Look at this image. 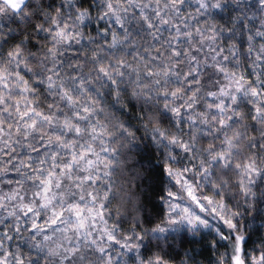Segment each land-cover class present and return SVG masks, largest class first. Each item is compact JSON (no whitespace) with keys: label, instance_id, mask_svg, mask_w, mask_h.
Returning <instances> with one entry per match:
<instances>
[{"label":"snow or ice","instance_id":"obj_1","mask_svg":"<svg viewBox=\"0 0 264 264\" xmlns=\"http://www.w3.org/2000/svg\"><path fill=\"white\" fill-rule=\"evenodd\" d=\"M0 185V264H264V0H0Z\"/></svg>","mask_w":264,"mask_h":264},{"label":"trees","instance_id":"obj_2","mask_svg":"<svg viewBox=\"0 0 264 264\" xmlns=\"http://www.w3.org/2000/svg\"><path fill=\"white\" fill-rule=\"evenodd\" d=\"M46 3L51 2V0H45ZM125 117H121V119H124ZM132 123L134 126L138 127L139 125L136 124L135 120H132ZM138 135H143V130L138 133ZM178 188L177 184H175L173 181L167 180V178H161L158 182H156L153 185L152 192L148 193L149 199L147 200V211H150L152 213H156L158 211H163V206L161 205V202L159 200V197L161 194H166L168 190H176ZM209 194V193H205ZM112 211H111V218L110 222L115 223L119 219L120 223V235L127 234L131 231L132 228V215L128 214L124 211V209L120 210V214L117 213V203L113 202L112 205H110ZM107 215V213H106ZM264 239V230H261L259 236L254 235L250 241H248V248L249 252H251V249L253 246H258L261 243V240ZM212 237L211 235L206 237L205 241V247L200 248L198 247V251L202 252V256L197 257V264H212L213 260L215 259L217 254H222L226 251V249H230V246L227 245L225 241H218V245L215 249H212L210 247ZM17 244H20V247L25 253L27 252L26 246L21 243L20 238L18 237V240H14L11 242V245L14 246V248L17 250ZM147 254V253H146Z\"/></svg>","mask_w":264,"mask_h":264},{"label":"rangeland","instance_id":"obj_3","mask_svg":"<svg viewBox=\"0 0 264 264\" xmlns=\"http://www.w3.org/2000/svg\"><path fill=\"white\" fill-rule=\"evenodd\" d=\"M174 182V181H173ZM175 183V182H174ZM176 184V183H175ZM178 188L176 190H173L174 193L178 194V195H181V196H184V201L183 203L184 204H187V203H190V201L188 200V197L186 196V193H183L180 191V186L177 184ZM0 190L2 191H7V186H4V185H0ZM177 202H180V201H177ZM197 211H199V209H197ZM214 223H217V224H220L224 231L227 232V227L225 225L222 224V222H220L218 219H216L215 221H213ZM18 240V238H17ZM22 243V241H21ZM11 249L13 252H16L17 250L14 248L13 245H11ZM27 251V248L25 249Z\"/></svg>","mask_w":264,"mask_h":264}]
</instances>
